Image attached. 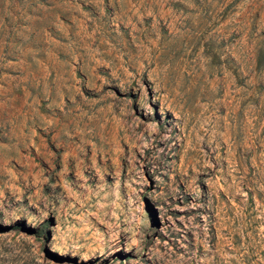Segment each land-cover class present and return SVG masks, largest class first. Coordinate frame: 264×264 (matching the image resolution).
I'll return each mask as SVG.
<instances>
[{
	"label": "rangeland",
	"instance_id": "obj_1",
	"mask_svg": "<svg viewBox=\"0 0 264 264\" xmlns=\"http://www.w3.org/2000/svg\"><path fill=\"white\" fill-rule=\"evenodd\" d=\"M0 264H264V0H0Z\"/></svg>",
	"mask_w": 264,
	"mask_h": 264
}]
</instances>
